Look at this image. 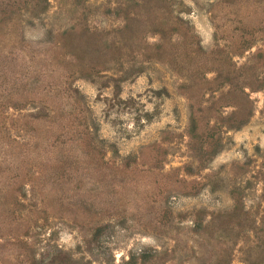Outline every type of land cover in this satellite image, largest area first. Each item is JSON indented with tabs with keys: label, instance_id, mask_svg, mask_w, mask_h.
I'll return each mask as SVG.
<instances>
[{
	"label": "rangeland",
	"instance_id": "1",
	"mask_svg": "<svg viewBox=\"0 0 264 264\" xmlns=\"http://www.w3.org/2000/svg\"><path fill=\"white\" fill-rule=\"evenodd\" d=\"M244 41L264 80V0H0V264H264V86L214 155L187 131L232 110L209 59Z\"/></svg>",
	"mask_w": 264,
	"mask_h": 264
},
{
	"label": "trees",
	"instance_id": "2",
	"mask_svg": "<svg viewBox=\"0 0 264 264\" xmlns=\"http://www.w3.org/2000/svg\"><path fill=\"white\" fill-rule=\"evenodd\" d=\"M159 3H165L166 0H157ZM124 24L122 31H118V33L123 31H128L131 24V17L127 13L124 14ZM163 20V19H162ZM160 20V28L156 30V33H158L159 36V43L155 45L153 48L154 53L152 54L153 58H160L159 52L161 51V48L163 47V43L166 42L168 38H170L172 35H174L175 31L177 29L173 28V25H168L167 22ZM176 35V34H175ZM182 36H179L180 41L172 44V53H175L178 46L185 47L184 49H188V45L190 42H182ZM250 42H242L241 46L238 47V49L233 50L232 52L228 53L222 52V51H215L212 54V58L209 59V61L214 66V78L212 79V82L215 83L218 87H226V90L223 93V97L225 98V106L224 107H230L232 110L229 113H225L224 116L221 118V122L219 124H215L210 127L203 128V126H200L199 117L193 115L192 113L189 114V123H188V135L191 140L194 141L195 148H193V152H196L197 155L203 158H208L212 155H214L217 150L221 146V138H219L218 134L214 136L215 130L219 128H223L226 131L229 130H238L240 127H242L248 120V118L251 115V109L248 105L247 96L244 93V89L247 88L248 90L252 91H258L264 86V80H257L256 77H254V80H246L247 77H252V71H250L252 68L247 67H238L235 68L234 65L231 64L230 58L231 56L241 55L245 49H248L250 47ZM186 51V53H191ZM193 54H196L197 56L202 55L204 57L205 53L203 50L198 47V49L195 51H192ZM255 60H259V56L256 53ZM93 69V68H92ZM90 68V70H92ZM244 69H247V71H242ZM246 73H248L246 75ZM245 79V80H244ZM247 81V82H246ZM252 81V82H251ZM224 101V100H223ZM216 126V127H215ZM84 140L86 141L85 145H90L92 142V137L89 134H85ZM240 208L237 204V202L234 200V205L232 208V211L230 213H227L224 217L233 219L237 217L240 213ZM229 219V220H230ZM139 264H145L147 261H149L153 255L146 254L145 252H141L137 256ZM125 264H136L135 259L133 257H129L128 260L125 262Z\"/></svg>",
	"mask_w": 264,
	"mask_h": 264
}]
</instances>
